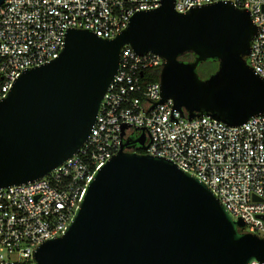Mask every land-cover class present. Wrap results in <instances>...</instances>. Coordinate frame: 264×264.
<instances>
[{"label":"water","instance_id":"obj_1","mask_svg":"<svg viewBox=\"0 0 264 264\" xmlns=\"http://www.w3.org/2000/svg\"><path fill=\"white\" fill-rule=\"evenodd\" d=\"M174 2L135 13L112 38L70 29L59 57L19 76L0 100V189L40 180L82 148L125 45L164 59L159 103L172 99L188 119L238 126L264 113V78L246 59L257 33L250 13L231 1L180 13ZM186 53L195 59L181 60ZM208 60L218 68L201 78L197 69ZM145 141L142 130L95 172L65 234L35 251L37 264L264 262V237L242 232L243 220L198 176L125 150Z\"/></svg>","mask_w":264,"mask_h":264},{"label":"built area","instance_id":"obj_2","mask_svg":"<svg viewBox=\"0 0 264 264\" xmlns=\"http://www.w3.org/2000/svg\"><path fill=\"white\" fill-rule=\"evenodd\" d=\"M219 1H231L250 13L257 33L246 59L264 78V0H175L174 4L184 13ZM161 4L162 0H4L0 100L25 70L59 57L70 29L112 38L135 13ZM163 63L158 54H138L125 45L120 69L82 148L42 179L0 189V264H37L35 251L65 234L95 172L142 130L146 148L126 146V151L142 149L174 161L204 181L234 218L243 220L242 232L264 237V113L238 126L207 115L188 119L174 108L172 99L159 103L160 80L142 82L145 70L161 71Z\"/></svg>","mask_w":264,"mask_h":264},{"label":"trees","instance_id":"obj_3","mask_svg":"<svg viewBox=\"0 0 264 264\" xmlns=\"http://www.w3.org/2000/svg\"><path fill=\"white\" fill-rule=\"evenodd\" d=\"M190 56L185 54L180 57L181 60H188ZM218 68V62L216 60H208L199 65L197 71L201 78H207L210 74L214 73ZM145 76L142 79L143 83L152 82L159 80L160 70L158 68H151L144 71ZM138 152L142 153V149H138Z\"/></svg>","mask_w":264,"mask_h":264},{"label":"flooded vegetation","instance_id":"obj_4","mask_svg":"<svg viewBox=\"0 0 264 264\" xmlns=\"http://www.w3.org/2000/svg\"><path fill=\"white\" fill-rule=\"evenodd\" d=\"M186 54H188L190 56V58L186 61H193L195 59V55L193 53H186Z\"/></svg>","mask_w":264,"mask_h":264}]
</instances>
